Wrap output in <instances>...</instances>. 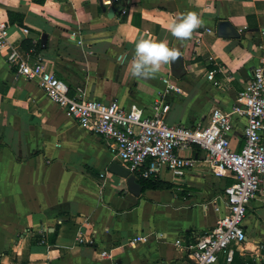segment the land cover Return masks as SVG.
Masks as SVG:
<instances>
[{
  "label": "crops",
  "instance_id": "obj_1",
  "mask_svg": "<svg viewBox=\"0 0 264 264\" xmlns=\"http://www.w3.org/2000/svg\"><path fill=\"white\" fill-rule=\"evenodd\" d=\"M7 12L17 16L10 22ZM188 12L202 25L181 42L168 25ZM0 21L11 47L20 50L24 39L38 45L21 50L43 58L70 94L78 88L86 99H116L122 107L135 102L144 114L163 99L169 104L165 122L191 127L205 124L212 108L228 109L248 78L264 29V0H129L108 6L100 0H0ZM219 21L239 37H218ZM140 38L177 49L183 74L172 76L166 64L154 78L131 76L129 62ZM209 71L215 85L206 79ZM167 73L178 92L161 96L160 78ZM242 144L236 124L229 145L238 150ZM179 154L200 156L194 145ZM111 161L118 162L100 136L65 116L0 51V264H189L184 246L220 216L222 188L230 178L213 176L198 161L182 176L161 170L156 177L170 188L134 196L124 178L107 171ZM242 229L245 239L231 245L230 262L219 255L217 264H264L262 185L246 206ZM137 235L146 241L130 243Z\"/></svg>",
  "mask_w": 264,
  "mask_h": 264
},
{
  "label": "built area",
  "instance_id": "obj_2",
  "mask_svg": "<svg viewBox=\"0 0 264 264\" xmlns=\"http://www.w3.org/2000/svg\"><path fill=\"white\" fill-rule=\"evenodd\" d=\"M119 1L129 2L100 0V3L108 6ZM119 13H125L124 7H119ZM257 37L255 62L230 107L212 108L205 124L188 127L165 122L169 104L163 99L150 103L148 114H144L143 107L135 102L122 107L116 99H86L78 88L70 94L43 58L30 57L9 45L6 23L0 21V51L4 52L6 64L14 68L17 75L34 81L44 97L78 126L100 136L111 157L119 159V164L135 179L156 176L161 170L182 176L198 161L205 163L213 176L230 178L222 188L224 210L220 216L184 246L189 264H217L219 255H223L226 263L230 262L231 245L245 239L242 221L246 206L261 190L264 175V29L259 30ZM212 74L213 71L207 72L206 79L215 85ZM171 79L168 73L160 78L161 96L178 92ZM236 124H241L243 139L238 150L229 145ZM190 145L201 151L199 157L178 154L180 149ZM77 238L80 243V236ZM137 241L145 242L146 237L137 235L129 240L130 243ZM100 256H105V252H100Z\"/></svg>",
  "mask_w": 264,
  "mask_h": 264
},
{
  "label": "clouds",
  "instance_id": "obj_3",
  "mask_svg": "<svg viewBox=\"0 0 264 264\" xmlns=\"http://www.w3.org/2000/svg\"><path fill=\"white\" fill-rule=\"evenodd\" d=\"M202 20L194 12L177 14V18L168 25L171 35L183 42L191 39L193 32L201 27ZM180 53L170 48L165 42L140 38L135 44L132 60L129 62V73L136 78H154L161 68L177 61Z\"/></svg>",
  "mask_w": 264,
  "mask_h": 264
},
{
  "label": "water",
  "instance_id": "obj_4",
  "mask_svg": "<svg viewBox=\"0 0 264 264\" xmlns=\"http://www.w3.org/2000/svg\"><path fill=\"white\" fill-rule=\"evenodd\" d=\"M112 12L110 9L109 13ZM215 33L220 38H238L239 33L235 31L231 25L227 21H219L215 25ZM169 70L174 77H180L183 74V64L181 56L177 61L168 63ZM107 171L124 178L126 184V190L134 195L137 196L140 191L141 187L136 182L134 175L130 174L122 165L118 162L111 161L108 164ZM263 191H264V175H263Z\"/></svg>",
  "mask_w": 264,
  "mask_h": 264
},
{
  "label": "trees",
  "instance_id": "obj_5",
  "mask_svg": "<svg viewBox=\"0 0 264 264\" xmlns=\"http://www.w3.org/2000/svg\"><path fill=\"white\" fill-rule=\"evenodd\" d=\"M42 0H38V2H41ZM8 19L11 17H15L17 15H13L11 12H7ZM19 17V16H18ZM18 22L19 19H16ZM37 44H32L30 40L24 39L20 43V47L24 51H28L30 48L32 49H37ZM136 182L140 185L141 187V192L147 189H157V190H163V189H168L171 187V185L165 181L160 180L154 175H148L147 177H136Z\"/></svg>",
  "mask_w": 264,
  "mask_h": 264
},
{
  "label": "rangeland",
  "instance_id": "obj_6",
  "mask_svg": "<svg viewBox=\"0 0 264 264\" xmlns=\"http://www.w3.org/2000/svg\"><path fill=\"white\" fill-rule=\"evenodd\" d=\"M200 152H201V151H199L198 153H199V154H201ZM178 154H179V151H178ZM179 155H180V154H179ZM181 156H182V155H181ZM117 161H118V162H120V160H119V159H117Z\"/></svg>",
  "mask_w": 264,
  "mask_h": 264
}]
</instances>
